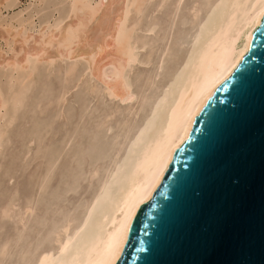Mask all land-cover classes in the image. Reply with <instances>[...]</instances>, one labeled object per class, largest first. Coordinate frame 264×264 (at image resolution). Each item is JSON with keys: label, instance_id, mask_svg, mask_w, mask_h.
Masks as SVG:
<instances>
[{"label": "bare ground", "instance_id": "1", "mask_svg": "<svg viewBox=\"0 0 264 264\" xmlns=\"http://www.w3.org/2000/svg\"><path fill=\"white\" fill-rule=\"evenodd\" d=\"M263 16L264 0H33L0 17V152L29 121L6 179L36 165L0 203V264H112Z\"/></svg>", "mask_w": 264, "mask_h": 264}, {"label": "water", "instance_id": "2", "mask_svg": "<svg viewBox=\"0 0 264 264\" xmlns=\"http://www.w3.org/2000/svg\"><path fill=\"white\" fill-rule=\"evenodd\" d=\"M112 264H264V16Z\"/></svg>", "mask_w": 264, "mask_h": 264}, {"label": "rangeland", "instance_id": "3", "mask_svg": "<svg viewBox=\"0 0 264 264\" xmlns=\"http://www.w3.org/2000/svg\"><path fill=\"white\" fill-rule=\"evenodd\" d=\"M11 3V7L7 9H1L2 11L0 12V17H6L12 13H17L23 10L28 6L29 3H33V0H11ZM51 80L55 82L53 78ZM33 90H38V88L35 87ZM75 91L77 90H72V94L69 96L66 102L67 105H71L74 107L76 106V103L74 104L72 101L73 97L76 94ZM27 115L28 114L26 112L20 113L19 117L10 125V127H8V139L2 151L0 152V203L2 202V198L6 195V192H8L9 189L16 188L17 190H19L17 193L21 195L20 189L23 186L25 188V183L29 174L28 172H32V170L36 167L35 164H32L27 167V170H25V172L17 170L11 180L6 179V170H8V168L14 167L13 165L16 164L18 149L20 145L19 140L21 138V135L29 125ZM11 231V227L4 225L3 228L0 229V236H6L10 234Z\"/></svg>", "mask_w": 264, "mask_h": 264}]
</instances>
